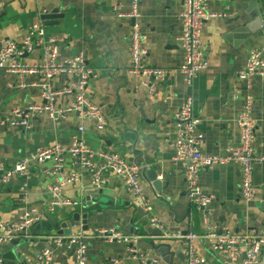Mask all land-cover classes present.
<instances>
[{"label": "crops", "instance_id": "0c3cea01", "mask_svg": "<svg viewBox=\"0 0 264 264\" xmlns=\"http://www.w3.org/2000/svg\"><path fill=\"white\" fill-rule=\"evenodd\" d=\"M184 5V0H140L141 18L137 22L147 51L145 63L173 71L165 82H152L145 87L141 86L143 80L129 74L134 25L132 19L125 17L130 12L129 0H0V48L6 41L21 45L34 26H41L45 29V45L26 55V64L39 65L45 47L58 48L59 62L83 53L93 71L88 96L108 123L104 131H99L97 122L82 120L74 113L59 127L47 117L33 119L28 130L12 126L6 123L12 112L45 103L42 86L49 84L54 91H60L70 89L73 80L63 76L49 83L42 75L21 78L0 70V162L8 170L38 150L56 144L68 147L83 126V140L93 150L119 154L141 168L140 181L149 201V213L139 209L124 180L110 172L101 175L100 187H93V174L67 155L66 175L77 174L79 180L68 185L63 195L78 202L79 207L63 206L48 212V190L55 179L48 174L51 163L40 165L30 177L12 178L0 193L1 221L18 222L24 210L23 199L42 218L30 230L29 238L0 245L4 264H39L38 258L46 249L53 252L47 264H76L69 246L57 248L48 237H67L79 230L88 238L86 264H142L137 260L142 255L169 264L151 242L155 246H170L173 257L168 258L172 264H187L181 236L191 232L203 235L207 230L206 212L196 208L187 196L186 166L175 159V115L188 96L193 97L194 114L201 119L202 151L209 155H222L240 141L238 120L251 99L252 117L257 122L254 148L256 156L264 158V82L259 77L250 83L239 80L251 53L264 49V0L208 4V12L214 15L202 32L208 68L194 79L190 88L178 72L184 59L178 43ZM55 10L63 15L59 25L44 26L42 15ZM239 29L245 32L238 34ZM51 40L57 41L56 45L50 44ZM56 101L57 108H66L75 102V96L62 95ZM151 171L158 175L157 187L147 175ZM199 184L212 197L207 213L221 230L236 235L264 231V162L254 170L252 202L242 197L238 164L204 170ZM92 188L104 193H89ZM152 217L164 227L166 240L152 227ZM97 230L139 237L135 253L125 244L96 238ZM196 245L205 264H249L242 247L234 255L216 252L214 243L208 241H198Z\"/></svg>", "mask_w": 264, "mask_h": 264}, {"label": "built area", "instance_id": "2783aa9c", "mask_svg": "<svg viewBox=\"0 0 264 264\" xmlns=\"http://www.w3.org/2000/svg\"><path fill=\"white\" fill-rule=\"evenodd\" d=\"M225 0H184V10L180 16L182 26L178 43L182 48L184 59L178 69L183 76L185 85L190 88L194 79L208 68V62L204 53L202 42V32L206 22L214 17L209 13L207 6L210 3L223 2ZM130 12L125 17L134 21L130 36V58L131 66L129 74L135 78L143 80L141 86L149 87V83L160 84L173 73L171 70L152 67L146 65L147 51L144 47V36L141 25L137 22L141 18L139 3L140 0H129ZM57 41L51 40L50 44L56 45ZM45 45V29L41 26H34L27 39L21 45L12 41H6L0 48V70L9 74H15L21 78L32 75H42L48 82L57 77L69 76L72 78V87L60 91H54L50 85H44L43 105H28L23 109L12 112L7 117L6 123L12 126H20L26 130L30 129V122L39 117H47L55 127H59L61 122L69 114H78L82 120H92L97 122V129L104 131L108 126L101 109L96 106L88 96L87 89L93 71L86 63L83 53L78 54L71 60L59 62L58 48L56 46L45 47L42 62L36 66L26 64L23 58L43 48ZM264 78V49L251 53L246 69L239 75V80L250 83L255 78ZM152 88V87H151ZM62 95H74L75 102L66 108H57V97ZM236 98V96H235ZM194 99L188 96L176 113V140L175 159L186 166L185 181L187 186V196L189 201L199 210L205 213L204 222L206 233L198 235L188 233L181 236L183 240L184 252L187 257V264H205V260L200 257L197 242L208 241L214 243L213 249L216 252L231 253L236 255L239 248H243L247 255L249 264H264V231L250 235H236L227 230H221L218 225L209 219L207 208L212 197L206 195L199 184L201 172L218 166L238 164L241 168L242 197L246 202H252L255 195L254 170L264 158L256 156L254 140L256 136L257 122L252 117V100L249 99L243 113L238 120L240 131V141L229 148L222 155L204 154L202 145L204 135L199 131L201 119L194 114ZM85 128L80 126L73 136L71 145L68 147L56 144L55 146L38 150L29 157L17 162L11 169H6L0 162V193L12 178L17 176L30 177L38 166L51 163L52 168L48 174L55 179L54 184L49 187L48 212H55L63 206L79 207V203L66 198L64 191L68 185H72L79 180L77 174L66 175L65 158L71 156L73 160L79 162L81 168L93 174L91 185L100 187L102 185L101 175L110 172L114 176L124 180L128 192L133 198V203L141 210L149 213V201L145 188L140 181V167L137 164L126 161L121 155L96 151L89 147L83 140ZM23 214L16 223H6L0 220V245L12 243L20 238H29L30 230L41 222V217L36 209L26 204L23 199ZM152 227L162 232V238L166 240L163 233L164 227L155 217L150 220ZM96 238L107 243H120L130 246L131 252L135 253L134 246L139 242V237L123 235L117 231L97 230ZM48 239L56 247L69 246V250H74L76 264L87 263V237L83 230H79L67 237L49 236ZM53 252L45 250L38 258L39 264L49 263ZM260 255L262 257L260 258ZM137 258V256H135ZM142 264H161L160 259L152 258L148 255L138 256ZM0 264H4V259L0 257Z\"/></svg>", "mask_w": 264, "mask_h": 264}, {"label": "water", "instance_id": "95a60500", "mask_svg": "<svg viewBox=\"0 0 264 264\" xmlns=\"http://www.w3.org/2000/svg\"><path fill=\"white\" fill-rule=\"evenodd\" d=\"M62 17H63V15L59 14V10H55L51 14H43L41 20L44 22V26H46V27H48V26H57V25H59V22H58L59 19L62 18ZM237 32H238V34H241L242 32H245V31L242 30V29H239V30H237ZM262 80L264 82V78H262ZM147 175L150 178V181L152 183H154V187L155 186L157 187L156 182H157V179H158V175L156 174V172L151 171V172H148ZM92 189L93 190H91L89 193H100V194L104 193L103 190H100L99 188H92ZM87 199H86V202H88ZM37 225H35L32 228V231ZM51 228L53 229L54 227H51ZM56 228L57 227L55 226V229ZM157 233L162 238V232L157 230ZM69 235H70V233H69ZM16 242H17V240L13 241L12 243H16ZM151 244H152V246H154L155 249L159 250L163 254L164 260H165L166 263H169V264L173 263V262H171L170 258H168V255H170V257L171 256L173 257V254H171L170 251H169L170 250V246L169 245L163 243L161 245L155 246V244L153 242H151ZM73 252H74V250H73ZM246 257H247V255H246Z\"/></svg>", "mask_w": 264, "mask_h": 264}]
</instances>
